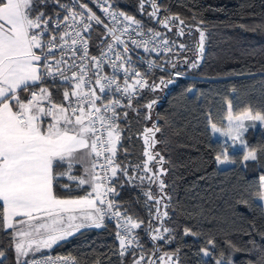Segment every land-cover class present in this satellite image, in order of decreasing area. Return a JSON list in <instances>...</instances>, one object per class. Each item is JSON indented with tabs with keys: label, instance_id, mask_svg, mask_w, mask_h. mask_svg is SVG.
I'll return each mask as SVG.
<instances>
[{
	"label": "snow or ice",
	"instance_id": "snow-or-ice-1",
	"mask_svg": "<svg viewBox=\"0 0 264 264\" xmlns=\"http://www.w3.org/2000/svg\"><path fill=\"white\" fill-rule=\"evenodd\" d=\"M93 2L103 18L82 0H0V230H11L8 235L14 242L17 264H77L71 257L54 259L50 254L37 259L36 253L52 249L82 229L106 227V221L117 228L120 264L129 255L132 264H179L178 255L175 259L172 253L156 255L163 247L159 241L170 244L176 239L174 229L165 223L171 219L170 196L164 191L168 185L162 179L167 175L165 160L153 151L163 142L155 139L161 132L158 123L141 133L146 160L122 165L116 159L121 120L127 122L133 101L139 100L144 88L160 90L182 75L169 72L168 79L161 77L152 84L146 79L151 68L160 67L153 54L159 58L161 53L173 52L175 56V41L170 44L166 33L125 13L116 0ZM50 4L58 5L54 16L43 10ZM161 8L156 0H139L140 14L169 32L175 27L176 34L183 36L186 28H197L199 56L183 63L198 68L205 32L186 25L179 16L161 15ZM257 27L264 31V24ZM101 28L99 53L92 54L89 42ZM166 62L176 67L173 57ZM140 64H145V75H141ZM105 67L110 71L105 72ZM52 87L63 89L62 101L53 98ZM156 102L154 98L144 106L151 110ZM145 118L151 119L150 112ZM226 120L224 127L210 121L211 133L222 137L221 151L214 157L218 165L235 164L237 155L245 167L248 161L264 163V146L258 156L245 139L249 128L256 126L246 122L264 125V112L246 108L234 114L229 103ZM153 161L155 170L149 167ZM63 178L74 183L65 184ZM257 180L259 200L264 201V174ZM122 181L133 187L142 188L145 182L149 189L157 187V195L144 191L150 215L146 224L121 210L115 200L116 186H122ZM56 188L80 190L83 195L62 198ZM192 215H202V210ZM138 229L152 242L147 252ZM184 235L198 233L185 229ZM226 243L234 248L230 241ZM207 244L211 247L199 249L203 264H233L231 254L225 258L214 239H207ZM30 255L32 259H27ZM4 257L0 250V264ZM251 264H264V248L257 250Z\"/></svg>",
	"mask_w": 264,
	"mask_h": 264
},
{
	"label": "trees",
	"instance_id": "trees-1",
	"mask_svg": "<svg viewBox=\"0 0 264 264\" xmlns=\"http://www.w3.org/2000/svg\"><path fill=\"white\" fill-rule=\"evenodd\" d=\"M156 2L162 6L161 15L167 12L179 16L186 25H196L205 32L202 61L196 69L183 63L185 59L190 63L199 56L200 33L196 27L186 28L183 36L177 35V28L173 27L169 32L142 16L138 10L139 0H116L125 13L166 33L178 47L185 46L179 47L182 49L180 54L171 56L176 67L166 62L168 57H153L160 67L152 68L151 75H146L149 84L159 83L161 77L168 79L169 72L179 71L182 75L160 90L153 92L144 88L139 100L133 101V108L127 109V122L121 120L123 132L116 159L122 165H135L146 160L142 155L146 146L141 133L154 122L158 123L161 132L155 139L163 142L157 143L153 151H158L165 160L167 175L164 177L168 185L165 191L170 196L167 210L171 218H166L165 223L174 229L176 239L170 244L159 241L163 247L156 255L172 253L173 259L178 255L179 264H203L199 249L211 247L207 239L212 238L218 248L223 249L225 258L231 254L233 264H251L257 250L264 248V207L260 206L257 180L264 174V163L248 161L245 167L242 157L237 155L233 166L220 170L214 159L221 151L220 139L211 133L210 121L224 127L229 103L234 114L246 108L264 112V31L257 27L264 24V0ZM148 8L146 4L145 9ZM58 9L55 4H50L43 10L46 15L54 16ZM141 69L145 75V66ZM50 91L55 100L62 101V88L52 87ZM154 98L157 102L148 110L144 105ZM149 112L151 119H146L145 114ZM245 139L257 149L258 156L261 155L264 132L249 131ZM149 167L155 170V161ZM63 181L72 184L66 178ZM145 190L158 194L157 187L152 185L149 189L147 182L141 188L122 181V186H116L115 200L121 210H127L129 215L146 224L150 215ZM55 191L62 198L83 195L80 190L56 188ZM238 200L247 203H237ZM148 203L151 205L154 201ZM201 210L202 215H192ZM185 229L198 235L186 236ZM9 231L0 230V250L5 252L4 264H17ZM136 231L140 232L147 252L152 248V242L142 229ZM117 248L115 228L107 221L106 227L76 233L54 247L51 253L71 257L77 264H94L98 259L102 264H120ZM123 261L132 264V256L124 257Z\"/></svg>",
	"mask_w": 264,
	"mask_h": 264
},
{
	"label": "built area",
	"instance_id": "built-area-1",
	"mask_svg": "<svg viewBox=\"0 0 264 264\" xmlns=\"http://www.w3.org/2000/svg\"><path fill=\"white\" fill-rule=\"evenodd\" d=\"M62 2H69V0H62ZM82 2L83 3H85V4H87L98 16H101V18H103V13H102V11L96 6V4L93 2V0H82ZM56 6V8L58 7V5H55ZM58 11H59V9H58ZM56 14V13H55ZM63 13H61V15H62ZM50 24H51V22H50ZM155 30H157V28L155 29ZM158 31V30H157ZM103 32V29L101 28L100 29V32L99 33H95V34H93V37H92V40L89 42V50H90V52L92 53V54H98L99 53V49H98V47H97V44L99 43V41H100V38H101V33ZM169 43L171 44L172 43V41H170L169 40ZM174 52H175V54L177 55V54H180L181 52H182V49H179V47L175 44L174 45ZM175 55V56H176ZM171 56H174V53L173 52H168V53H161L160 54V57H171ZM153 57H155V54H153ZM132 59L134 60V61H136V56L135 55H133L132 56ZM142 65L143 66H145V64H140L139 65V67H140V69H141V67H142ZM155 68V67H154ZM152 69V68H151ZM150 69V70H151ZM110 70L107 68V67H105V72H109ZM169 72V71H168ZM172 73V72H171ZM141 75H143V73H142V69H141ZM131 82V81H130ZM52 83V81H48V84H51ZM111 225H113L114 226V228H115V231H117V228H116V225H115V223L114 222H111V221H108ZM116 242L118 243V240H117V238H116ZM47 255H49V254H47ZM50 255L55 259L56 257H58V256H60V257H65V258H68V257H66V256H62V255H54V254H52V253H50ZM44 256H46V255H43V256H39V257H37V259H40V258H42V257H44Z\"/></svg>",
	"mask_w": 264,
	"mask_h": 264
},
{
	"label": "rangeland",
	"instance_id": "rangeland-1",
	"mask_svg": "<svg viewBox=\"0 0 264 264\" xmlns=\"http://www.w3.org/2000/svg\"><path fill=\"white\" fill-rule=\"evenodd\" d=\"M183 49V48H182ZM201 61H202V57L199 59V64L201 63ZM246 123H255V127H253V128H249V130H248V132L249 131H252V133L254 132V133H263L264 132V125H261L260 124V122H246ZM226 124H227V121H226ZM247 132V133H248ZM247 133H245V135L247 134ZM218 135V137H219V139L221 140L222 139V137H220L219 136V134H217ZM230 151V153H231V149L229 150ZM231 166H233V165H228V166H225V165H218V168L220 169V170H222V169H226V168H229V167H231ZM163 178H164V181H166V178L163 176ZM164 191H165V189H164ZM166 192V191H165ZM259 202L261 203V204H264V201H260L259 200ZM107 222V221H106ZM82 230H84V229H82ZM81 230V231H82ZM78 233V232H77ZM76 234V233H75ZM72 237V236H71ZM71 237H69L68 239H70ZM67 239V240H68ZM64 241H66V240H64ZM64 241H61V242H59L58 244H60V243H62V242H64ZM58 244H56V245H54L53 247H52V249L54 248V247H56ZM52 249H50V250H48V249H45V250H42V252H39V253H36V258L37 257H39V256H43V255H47V254H50L51 253V251H52ZM27 259H32V257H31V255L27 258ZM204 259H207V258H204Z\"/></svg>",
	"mask_w": 264,
	"mask_h": 264
},
{
	"label": "crops",
	"instance_id": "crops-1",
	"mask_svg": "<svg viewBox=\"0 0 264 264\" xmlns=\"http://www.w3.org/2000/svg\"><path fill=\"white\" fill-rule=\"evenodd\" d=\"M74 174H76V173H74ZM72 182V181H71ZM72 183H74V182H72ZM95 229V228H94ZM75 235V234H74Z\"/></svg>",
	"mask_w": 264,
	"mask_h": 264
}]
</instances>
